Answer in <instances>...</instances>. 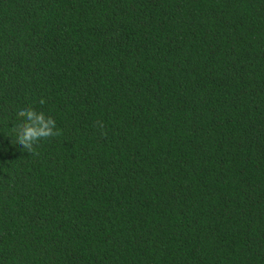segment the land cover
<instances>
[{"label":"trees","instance_id":"obj_1","mask_svg":"<svg viewBox=\"0 0 264 264\" xmlns=\"http://www.w3.org/2000/svg\"><path fill=\"white\" fill-rule=\"evenodd\" d=\"M0 264H264V0H0Z\"/></svg>","mask_w":264,"mask_h":264}]
</instances>
